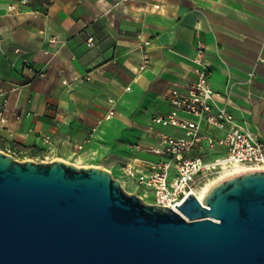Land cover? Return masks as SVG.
<instances>
[{"label": "crops", "instance_id": "1", "mask_svg": "<svg viewBox=\"0 0 264 264\" xmlns=\"http://www.w3.org/2000/svg\"><path fill=\"white\" fill-rule=\"evenodd\" d=\"M196 40L213 89L228 93L236 122L264 141V0H0V86L9 109L0 140L38 144L48 134L51 143L58 135L69 143L82 134L71 146L83 150L128 122L129 111L147 109L146 130L108 151L106 169L121 170L135 155L128 145L152 143L148 132L161 130L151 117L169 110V91L191 78ZM108 99L116 113L93 130Z\"/></svg>", "mask_w": 264, "mask_h": 264}, {"label": "water", "instance_id": "2", "mask_svg": "<svg viewBox=\"0 0 264 264\" xmlns=\"http://www.w3.org/2000/svg\"><path fill=\"white\" fill-rule=\"evenodd\" d=\"M146 204L106 169L0 152V264H264V170Z\"/></svg>", "mask_w": 264, "mask_h": 264}, {"label": "built area", "instance_id": "3", "mask_svg": "<svg viewBox=\"0 0 264 264\" xmlns=\"http://www.w3.org/2000/svg\"><path fill=\"white\" fill-rule=\"evenodd\" d=\"M193 49L191 78L184 86L169 91L167 112L151 117L152 124L161 130L151 128L148 132L152 143H130L128 148L135 155L123 161L120 168L138 189L144 190V195L152 196V204L172 209L217 173L264 168V141L236 122L227 109L228 93L213 89L204 43L196 40ZM145 64L146 61L138 71ZM221 99L223 104H219ZM0 100L1 127L9 113L8 92L2 86ZM107 102L109 108L96 120L93 130L115 115L116 100ZM13 117L18 121L20 113L13 112ZM41 139L46 145L51 143L48 134ZM76 148L80 150L82 146Z\"/></svg>", "mask_w": 264, "mask_h": 264}, {"label": "rangeland", "instance_id": "4", "mask_svg": "<svg viewBox=\"0 0 264 264\" xmlns=\"http://www.w3.org/2000/svg\"><path fill=\"white\" fill-rule=\"evenodd\" d=\"M103 109H100L97 115ZM146 111L147 109L129 111L127 115V117L129 118L128 122H116V126H109L105 130V132L108 130L107 135L103 134V137L99 138L97 140V143H95L94 141L91 145L86 146L83 150H78L77 148L71 146V144L74 143L76 139L78 140L85 137V135L81 134L73 135V138H68L69 143L63 141L66 140L64 135H58V137H56V139L49 145L43 144L41 142H39L38 144H33L30 139H16L8 141L1 140L0 152L10 155L18 161L30 159L35 163H40L51 162L53 160L60 159L68 164H74L77 167L97 166L103 169H110L108 165V151L110 147L114 148L117 145V141L126 142L129 141L130 138L133 139L135 137V133H137L136 131L139 128H141V130H144L146 127H148L149 121L146 118ZM118 112H120V108ZM118 119L119 115L116 120ZM140 133H142V131H140ZM32 145H36L40 149V151H38L37 153H32L29 149V147H31ZM21 146H25L27 148L24 149L21 148ZM109 172L111 173L112 177L120 183L126 193L137 195L144 201V203L152 204V196L144 195V190L142 191L138 189L136 184L129 180L121 170H119L118 168H111V171ZM226 172L228 171H223L215 174L209 180L205 181L202 185Z\"/></svg>", "mask_w": 264, "mask_h": 264}, {"label": "bare ground", "instance_id": "5", "mask_svg": "<svg viewBox=\"0 0 264 264\" xmlns=\"http://www.w3.org/2000/svg\"><path fill=\"white\" fill-rule=\"evenodd\" d=\"M249 170H264L263 167L261 166H257L254 168H248V169H234V170H230L220 176H218L217 178L210 180L208 182H206L204 185H202L199 189L195 190L193 192V194L195 195V197L199 200L202 201L203 196L210 190V188L215 185L217 182L223 180L226 177H229L231 175H234L236 173H240L243 171H249ZM175 210H177L176 208H174Z\"/></svg>", "mask_w": 264, "mask_h": 264}, {"label": "trees", "instance_id": "6", "mask_svg": "<svg viewBox=\"0 0 264 264\" xmlns=\"http://www.w3.org/2000/svg\"><path fill=\"white\" fill-rule=\"evenodd\" d=\"M21 148H24L25 149L27 147L21 146ZM29 149L31 150L32 153H37L38 151H40V149L36 145H32L31 147H29Z\"/></svg>", "mask_w": 264, "mask_h": 264}]
</instances>
